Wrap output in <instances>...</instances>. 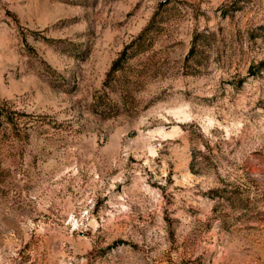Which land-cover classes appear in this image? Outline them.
<instances>
[{
  "label": "rangeland",
  "instance_id": "obj_1",
  "mask_svg": "<svg viewBox=\"0 0 264 264\" xmlns=\"http://www.w3.org/2000/svg\"><path fill=\"white\" fill-rule=\"evenodd\" d=\"M239 3L0 0V264H264V0Z\"/></svg>",
  "mask_w": 264,
  "mask_h": 264
},
{
  "label": "trees",
  "instance_id": "obj_2",
  "mask_svg": "<svg viewBox=\"0 0 264 264\" xmlns=\"http://www.w3.org/2000/svg\"><path fill=\"white\" fill-rule=\"evenodd\" d=\"M240 7V3H239V0H230V7L229 9H235V8H238ZM118 63V60L116 61L115 65H117ZM114 65V69L116 68ZM264 70V59H262L259 64H258V71H263Z\"/></svg>",
  "mask_w": 264,
  "mask_h": 264
}]
</instances>
